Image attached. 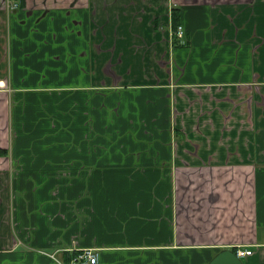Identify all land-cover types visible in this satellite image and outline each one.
Listing matches in <instances>:
<instances>
[{"label":"crops","instance_id":"0c3cea01","mask_svg":"<svg viewBox=\"0 0 264 264\" xmlns=\"http://www.w3.org/2000/svg\"><path fill=\"white\" fill-rule=\"evenodd\" d=\"M237 246L264 264V0H0V264Z\"/></svg>","mask_w":264,"mask_h":264},{"label":"built area","instance_id":"2783aa9c","mask_svg":"<svg viewBox=\"0 0 264 264\" xmlns=\"http://www.w3.org/2000/svg\"><path fill=\"white\" fill-rule=\"evenodd\" d=\"M21 0H7V6L10 10L18 7ZM176 36L182 37L183 36V30L182 27H178L176 30ZM235 253L238 256H245L251 253V250L243 248L241 246H237L234 249ZM75 253L70 257L69 261L67 263L61 264H97L98 263V252L94 250L93 248H82L77 249L74 251ZM52 257H54V253L50 254Z\"/></svg>","mask_w":264,"mask_h":264},{"label":"water","instance_id":"95a60500","mask_svg":"<svg viewBox=\"0 0 264 264\" xmlns=\"http://www.w3.org/2000/svg\"><path fill=\"white\" fill-rule=\"evenodd\" d=\"M208 264H243L240 257L232 249H223Z\"/></svg>","mask_w":264,"mask_h":264},{"label":"trees","instance_id":"16d2710c","mask_svg":"<svg viewBox=\"0 0 264 264\" xmlns=\"http://www.w3.org/2000/svg\"><path fill=\"white\" fill-rule=\"evenodd\" d=\"M176 25H177L176 22H173V23H172V26H173V27H176ZM173 43L175 44V42H173Z\"/></svg>","mask_w":264,"mask_h":264},{"label":"bare ground","instance_id":"6f19581e","mask_svg":"<svg viewBox=\"0 0 264 264\" xmlns=\"http://www.w3.org/2000/svg\"><path fill=\"white\" fill-rule=\"evenodd\" d=\"M179 26L182 27L181 25L176 26V28H175V32H176V30H177V28H178Z\"/></svg>","mask_w":264,"mask_h":264},{"label":"rangeland","instance_id":"374dc122","mask_svg":"<svg viewBox=\"0 0 264 264\" xmlns=\"http://www.w3.org/2000/svg\"><path fill=\"white\" fill-rule=\"evenodd\" d=\"M19 6V5H18ZM180 38H182V37H180ZM51 254V253H50ZM58 264H61V263H58Z\"/></svg>","mask_w":264,"mask_h":264}]
</instances>
